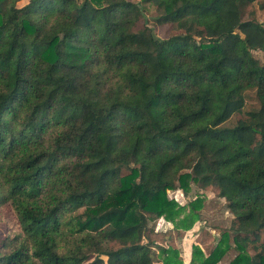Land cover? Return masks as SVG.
Here are the masks:
<instances>
[{"label":"trees","instance_id":"obj_1","mask_svg":"<svg viewBox=\"0 0 264 264\" xmlns=\"http://www.w3.org/2000/svg\"><path fill=\"white\" fill-rule=\"evenodd\" d=\"M20 1L0 0V264H153L155 217L200 218L202 197L168 194L193 182L234 215L198 264L232 247L228 264H264V23L243 18L256 0ZM145 3L182 32L158 38ZM249 90L258 104L229 124Z\"/></svg>","mask_w":264,"mask_h":264},{"label":"rangeland","instance_id":"obj_2","mask_svg":"<svg viewBox=\"0 0 264 264\" xmlns=\"http://www.w3.org/2000/svg\"><path fill=\"white\" fill-rule=\"evenodd\" d=\"M139 2L141 0H131ZM27 1H20L19 5H24ZM145 13L147 23L150 25L155 35L158 38H167L171 35L181 33L182 30L175 24L164 23L157 24L154 17L157 14L156 7L152 4L145 3ZM243 18L256 19L264 23V0H256L248 4L244 9ZM144 21L139 23V26ZM254 55L264 62V52L254 51ZM258 101L256 99L255 90H249L246 94V105L243 111L235 114L229 121V124H234L237 120L246 117V110L256 106ZM124 172H128L124 170ZM219 190L216 186H208L201 188L199 184L191 183L190 190L184 194L182 189L169 190V198L175 199L180 205H187L189 201L197 197L203 198V206L199 210L200 218H198L190 228H184L182 223L178 225L164 217H155L150 227L152 231L149 233V239L154 242L153 250L154 263L163 264L161 256L159 255L160 246L166 248L172 247L178 250V261L181 264H198V255L194 253V247L199 246L202 248L205 256L215 248L222 237V232L225 229H230L234 215L228 208V203L225 198L219 196ZM10 223L0 221V237L7 234V229ZM13 225V224H12ZM233 236V234H231ZM264 242V230L260 234V241ZM232 243V242H231ZM255 248H249L250 253H255ZM238 251L232 247L225 253L217 264H228L231 259L237 255Z\"/></svg>","mask_w":264,"mask_h":264}]
</instances>
